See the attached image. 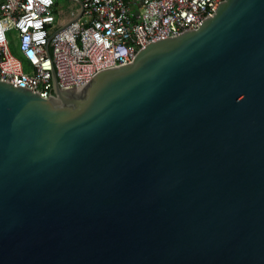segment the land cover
<instances>
[{"label":"water","instance_id":"95a60500","mask_svg":"<svg viewBox=\"0 0 264 264\" xmlns=\"http://www.w3.org/2000/svg\"><path fill=\"white\" fill-rule=\"evenodd\" d=\"M48 98L0 81V264H264V0Z\"/></svg>","mask_w":264,"mask_h":264},{"label":"built area","instance_id":"2783aa9c","mask_svg":"<svg viewBox=\"0 0 264 264\" xmlns=\"http://www.w3.org/2000/svg\"><path fill=\"white\" fill-rule=\"evenodd\" d=\"M0 0V81L48 98L130 64L149 43L198 28L223 0Z\"/></svg>","mask_w":264,"mask_h":264},{"label":"rangeland","instance_id":"374dc122","mask_svg":"<svg viewBox=\"0 0 264 264\" xmlns=\"http://www.w3.org/2000/svg\"><path fill=\"white\" fill-rule=\"evenodd\" d=\"M58 3L62 4L64 6V8H67L68 3L66 0H57Z\"/></svg>","mask_w":264,"mask_h":264}]
</instances>
